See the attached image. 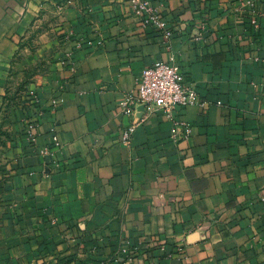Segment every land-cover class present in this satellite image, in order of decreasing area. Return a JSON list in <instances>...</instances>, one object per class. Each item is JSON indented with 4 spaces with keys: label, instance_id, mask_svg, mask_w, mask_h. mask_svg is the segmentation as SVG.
Segmentation results:
<instances>
[{
    "label": "crops",
    "instance_id": "obj_1",
    "mask_svg": "<svg viewBox=\"0 0 264 264\" xmlns=\"http://www.w3.org/2000/svg\"><path fill=\"white\" fill-rule=\"evenodd\" d=\"M151 1L0 0V264H264V0ZM157 61L188 137L138 103Z\"/></svg>",
    "mask_w": 264,
    "mask_h": 264
},
{
    "label": "built area",
    "instance_id": "obj_2",
    "mask_svg": "<svg viewBox=\"0 0 264 264\" xmlns=\"http://www.w3.org/2000/svg\"><path fill=\"white\" fill-rule=\"evenodd\" d=\"M69 0L56 2L59 11L63 10ZM136 11L144 16L146 24H153L160 29H165L166 21L161 16L160 9L155 6L151 0H131ZM250 3V2H249ZM251 23L257 26V20L252 19ZM62 100L53 99L52 107L57 108ZM128 104H133V98H130ZM138 103L143 106L147 112H153L156 109L163 110L169 118L174 121V135H183L188 137L191 128L183 121L174 117L177 108L188 105H200L205 107L207 101L202 99L194 85H189L185 81L182 70L175 64L165 61H157L153 65L146 67L139 77ZM35 124L33 121L28 122V133L31 139H34ZM133 129L124 135V141H130V133ZM52 146L58 147L59 141L55 133L52 135ZM49 148L44 149V153H49Z\"/></svg>",
    "mask_w": 264,
    "mask_h": 264
},
{
    "label": "rangeland",
    "instance_id": "obj_3",
    "mask_svg": "<svg viewBox=\"0 0 264 264\" xmlns=\"http://www.w3.org/2000/svg\"><path fill=\"white\" fill-rule=\"evenodd\" d=\"M55 7H56V9H54V11L50 13L51 15H54L55 12L58 10L57 6H55ZM20 88L21 87L19 85L15 87L13 95L11 97V100L9 101V105L7 107V110H5V112L3 113V116H6L7 112H9L11 110L14 112H17V110L21 109V106H23L22 99H21L22 96L18 94L19 90H21Z\"/></svg>",
    "mask_w": 264,
    "mask_h": 264
},
{
    "label": "trees",
    "instance_id": "obj_4",
    "mask_svg": "<svg viewBox=\"0 0 264 264\" xmlns=\"http://www.w3.org/2000/svg\"><path fill=\"white\" fill-rule=\"evenodd\" d=\"M58 2H61L62 0H57Z\"/></svg>",
    "mask_w": 264,
    "mask_h": 264
}]
</instances>
